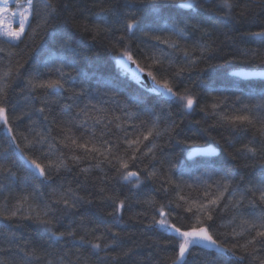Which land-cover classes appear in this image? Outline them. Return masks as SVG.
I'll return each instance as SVG.
<instances>
[{
	"label": "trees",
	"instance_id": "16d2710c",
	"mask_svg": "<svg viewBox=\"0 0 264 264\" xmlns=\"http://www.w3.org/2000/svg\"><path fill=\"white\" fill-rule=\"evenodd\" d=\"M56 2L60 14L58 19L53 21V25L58 30L71 35L75 52L55 47L49 42L50 32L40 29H37L38 36H29L16 48L10 47L4 38L0 37V48L4 49L3 52H0V67L7 66L10 61L13 65L15 64V59L9 57V52H19L21 57L17 58L21 59L22 63L27 61L24 69H22L23 75L13 81V86L9 91L10 114L13 106H15L16 112L26 106L30 109L42 106L41 100L44 98L42 93H34L33 95L37 98L29 103L25 100L27 93L22 95L20 92L29 76L39 72L43 79H55L56 74L48 72L46 65L48 68L54 69L62 62L74 64L75 68L83 75L69 81L65 89L52 90L53 94L48 99L55 101V103H51V116H54L57 122L76 117L81 108L86 104L89 105V118L79 117V119H87V128L80 125L74 126L73 131L76 135H83L88 138L92 129L95 128L97 136H99L100 129L105 123L113 120V117H120V119L110 126L113 134H106L105 136L113 142L116 140L115 134L123 135L115 127L117 123L127 128L130 134L139 129L143 121L149 122L150 126L155 116L160 117L159 127L161 130L168 127L172 121L180 126L176 130L178 135L176 133L171 136L165 135L155 141L159 146L155 150L159 160H150L149 157H146L142 162H137L135 167L130 168L131 171H141V179H143L142 170L146 166L149 170L152 167L159 169L161 161H163V168L172 179L181 183L182 186L192 185L191 189L184 187V193H191L192 196H195L194 189L201 188L205 182L212 184L214 188L215 181L223 176L230 175L232 179L238 182L241 177L247 181L254 180L261 175L260 168L258 166L253 167L254 161L250 156L238 151L242 149L243 145L253 141L254 138L257 142L261 140V137L256 135L255 130L252 128L247 131L233 129L223 122H218V117L210 107L207 112L202 109L205 105L210 106L219 100L220 107L217 111L231 114L234 109L242 107V103L256 104L264 98V80H243L228 73L233 67H264L259 58L249 54L251 49H259L264 52V44L260 43L262 38L246 35L248 32L259 31L261 27H264V0H239L235 11L245 10L249 13L247 20L242 23H230L219 16L213 20L208 11L215 7L212 3L204 5L198 14L192 13L195 19L191 23L200 22L202 29H206L210 35H204L203 31L192 32L186 43L180 41L181 47H186L191 51L192 45L198 42L210 44L212 50L203 54L199 51L193 52L194 58L202 55V59L197 62L195 67L185 70L181 75L175 77L174 90L176 92L182 93L185 88H189L197 96L198 106L187 113L184 112L178 102L159 100L158 97L117 75L113 69L110 53H115L123 44H129L134 58L144 67L145 61L140 48L146 45L148 49H151L152 45L155 44L154 41L142 38L140 32H137L136 36L131 39V43L128 39H124L122 43L118 42L122 35L121 32H115L102 40L94 41L92 39V32L96 26H105L103 16L98 14L101 6L121 8L126 2L136 4L141 9V16L145 23H151V5L161 3L162 0H103V4H98L97 0H56ZM167 2L172 3V0H167ZM3 3L4 0H0V5ZM25 3L26 0H8V10L6 12L0 11V31L17 28L19 13L23 12V8L19 5ZM37 7L40 5L37 4ZM13 13H16L15 17ZM73 14H75V19L72 18ZM166 22L170 23L166 20H157L159 25ZM77 24H87L90 31L78 30L74 26ZM116 26L119 27V25ZM33 27H35V21H33ZM141 39H144L143 44L140 42ZM158 48L162 49L165 54H172L170 58L173 60V64L171 66H168L167 59L164 61V66L169 68V76L171 77L172 73L184 65L183 53L173 52L167 45H159ZM77 53L81 55H77ZM156 55L159 56L160 52L157 51ZM82 56H87L88 59H83ZM57 57L59 59H56ZM65 70L68 71L69 69L66 67ZM73 74L75 75V73ZM154 74L157 75L158 80H161L159 72H154ZM105 82L113 84L114 88L107 87ZM81 87L86 90L87 95L74 101L69 100L68 97L72 95V91L78 92ZM238 97L239 99H237ZM67 104L73 106L68 108L66 107ZM92 105H95V109L91 107ZM47 113L48 110L46 109ZM97 118L101 121L100 124L95 123ZM31 121H34L35 124H32ZM31 121L25 118L23 122L13 124V128L17 132L29 135L30 139L31 135L27 131L29 127H34L36 131L44 134L51 131V135L56 137L53 143L56 144L57 148L62 147L55 125L51 124L50 121H45L38 112L31 114ZM5 140L6 137L0 129V146H6ZM145 143L148 142L145 141ZM205 145L215 146L218 149V154L186 158L187 151L191 147ZM159 148L163 149L162 153ZM45 150H47V145H45ZM12 159H15L14 170L17 171L18 176L27 177L26 183L20 184L18 181L12 187V196L30 193L32 197L30 202L33 205H43L53 198V189H56L57 192L69 186L77 189L79 195L91 198L93 203L83 204L78 210H75V215L61 216L59 222L54 223L53 230L59 233L66 232L69 228H76L80 216L84 215L91 221L88 225L90 228L98 226L99 232L105 233L109 239L111 234L106 230L112 229L121 233L119 246L109 250L110 255L118 257V259L115 261L97 259V256L91 255L92 250L88 246L81 245L78 240L57 242L50 239L49 233L43 227L19 218L12 221L0 218V246L8 247L3 238L5 236L11 238L14 233L16 238L23 237L25 240L31 241L32 245L46 251L49 258L57 260L65 253H78L90 256L91 264H166V258L174 256V249L171 246L166 248L161 243L157 247L154 244L158 240L161 242L168 240L169 236L161 234L158 229L147 227L151 223L152 216L156 213L148 204L143 203L149 197H153L159 202H166L164 193L156 191L160 188L163 178L161 181H147L139 189H136L132 188L131 184L118 181L110 166L102 165L104 171L101 172L100 169L92 167L96 163L95 160H84L79 165H73L70 172L62 169L57 173L52 170L49 180L41 184L39 179L28 176L22 160L9 154V160ZM85 167L91 169L87 179L85 174L80 172V169ZM206 170H214L217 174L209 177ZM105 174L108 177L106 186L112 191L119 192L121 199L124 196L128 197V206L122 219L119 216H109L107 213L112 211L111 204L102 203L97 195V189L100 186L99 180ZM0 182L10 183L2 179ZM130 188L131 191H129ZM4 195L9 194L5 192L0 195V202H3ZM172 195L174 196L175 193ZM14 202L15 200L10 197L9 203ZM170 207L174 213L183 215L190 222H194L195 217L191 214L184 213L182 209H177L175 204ZM137 213H142V215L137 216ZM230 219L231 214L229 212H219L214 217L213 227L219 228L221 224L227 226ZM219 230L224 232L230 229L225 227L219 228ZM220 239L223 241L224 237ZM129 248L132 251L128 255H119ZM98 255L103 258L105 253L101 251ZM9 256H16L14 247L10 254L0 252V259L7 260ZM259 256L264 258V252L259 253ZM71 258L74 260L75 256ZM17 259H19L18 256ZM33 264H37V261L33 260ZM187 264H258V260L245 258L244 261L238 262L231 254L221 253L215 248H195L192 250V254L187 256Z\"/></svg>",
	"mask_w": 264,
	"mask_h": 264
},
{
	"label": "snow or ice",
	"instance_id": "6c2138e0",
	"mask_svg": "<svg viewBox=\"0 0 264 264\" xmlns=\"http://www.w3.org/2000/svg\"><path fill=\"white\" fill-rule=\"evenodd\" d=\"M238 2L239 0H172V3H169L167 0H162L161 3L151 5V23H145L141 16V9L136 4L126 2L121 8L101 6L98 14L103 16L105 26L97 25L92 32V39L94 41L102 40L115 32H121L122 35L118 42L122 43L124 39H128L131 43V39L136 36L137 32H140L142 38L154 41L155 44L151 49H148L146 45L140 48L145 61L144 67H141L134 59L129 44H123L116 50L114 62L126 78L138 80L141 84L144 83L145 68L151 69L146 72V76L152 81L149 91L174 100L179 103L184 112H191L194 107L198 106L197 96L189 88H185L182 93L174 91L175 77L181 75L185 70L195 67L197 62L202 59V55L194 58L193 52L199 51L203 54L212 49L210 44L197 42L192 45V49L189 51L186 47H181L180 41L186 43L190 39L191 33L195 31H203L204 35H210L206 29H202L200 22L191 23L195 19L192 13L198 14L208 3L215 5L214 8L208 10L213 20L219 16L230 23L245 22L249 13L245 10L236 12ZM7 3L8 0H4L3 5H0V11L8 10ZM97 3L103 4V0H97ZM37 4L40 7H37ZM19 7L23 8V12L19 13L17 28L0 31V37H3L10 47H19V44L29 36H38L37 29H40L50 32L49 42L55 47L65 51H76L71 35L58 30L53 25V21L58 19L60 14L56 0H26V3ZM15 15L16 13H13L14 17ZM72 18L75 19V14ZM157 20H166L170 23L159 25ZM33 21H35V27H33ZM74 26L83 32L90 31L87 24ZM246 35L260 37L262 38L260 43L264 44V27H261L259 31L248 32ZM140 42L143 44L144 39H141ZM159 45H167L173 52L183 53L185 63L178 71L172 73L171 77L169 68L164 66V61L167 59L168 66H171L173 64V60L170 58L172 54H165L162 49L158 48ZM3 51L4 49L0 48V52ZM157 51L160 52L159 56L156 55ZM249 54L259 58L264 64V52L259 49H251ZM8 55L15 59V64L13 65L10 61L7 66L0 67V129L6 137V146H0V179L10 183L0 182V195L5 192L9 194L4 195L3 202H0V218L8 221L17 218L29 220L37 226L43 227L49 233L50 239L57 242L78 240L81 245L88 246L92 250L91 255L97 256V259L117 260L118 257L111 256L109 250L119 246L121 235L119 231L106 230L111 234L109 239L105 233L99 232L98 226L90 228L88 225L91 221L84 215L80 216L76 228H69L66 232L59 233L53 230L54 223L59 222L61 216L75 215V210H78L83 204L93 203L91 198L79 195L77 189H73L71 186L66 189L62 188L59 192L53 189V198L43 205H33L30 202L32 199L30 193L12 196V187L18 181L20 184L26 183L27 177L18 176L17 171L14 170L15 159L9 160V154L22 160L26 165L25 170L28 176L39 179L41 184L49 180L52 170L57 173L62 169L70 172L73 165H79L84 160H95L96 163L92 167L103 172L102 165L110 166L115 172V178L118 181L131 184L132 188L139 189L147 181H161L163 178L160 188L156 191L164 193L166 202H159L155 198L149 197L143 203L148 204L156 213L152 216L151 223L147 227L158 229L161 234L169 236L168 240L163 242L158 240L154 244L159 247L163 243L166 248L171 246L174 249V256L167 257L166 264H187V256L192 254V250L195 248H215L221 253L231 254L238 262L244 261L245 258H251L258 260V264H264V258L259 256V253L264 252V98L256 104L242 103V107L234 109L231 114L217 111L220 107L219 100L210 106L205 105L202 109L207 112L210 107L218 117V122H223L233 129L247 131L252 128L255 130L261 140L257 142L254 138L238 151L250 156L254 161L253 167L258 166L261 175L254 180L247 181L241 177L238 182L230 175L223 176L215 181L214 188L212 184L205 182L201 188L194 189L196 195L192 196L191 193H184V187L191 189L192 185L182 186L181 183L172 179L163 168V161H161L159 169L152 167L149 170L146 166L142 170L143 179H141V171L130 170L131 167L137 165V162H142L146 157H149L150 160H159L157 151H155L159 146L155 141L165 135L171 136L173 133L178 135L176 130L180 126L175 121L161 130L159 127L160 117L154 114L155 119L151 121L150 126L149 122L143 121L140 128L131 134L127 128L117 123L115 127L123 135L115 134L116 140L113 142L105 138L106 134H113L110 126L120 119V117H113V120L105 123L100 129L99 136H97L95 128L92 129L88 138L76 135L73 131L74 126L80 125L87 128V119H79V117L89 118V105L86 104L81 108L76 117L67 120L57 122L56 118L51 116V103H55V101H49L48 97L53 94L52 90L65 89L69 81L83 75L75 68L74 64L63 62L54 69L45 66L48 72L56 74L55 79H43L37 72L35 75L29 76L24 87L20 89L22 95L27 93L25 100L29 103L37 98L33 95L34 93H42L44 98L41 100V107L30 109L26 106L16 112L15 106H13L10 114L9 91L13 86V81L23 75L22 69L27 61L22 63L21 59L17 58L21 57L19 52H9ZM77 55L81 54L77 53ZM82 58L88 59L87 56H82ZM131 65H135V70H131ZM66 67L69 69L68 71L65 70ZM154 72L161 74V80L157 79ZM105 83L107 87L114 88L113 84ZM86 95V90L81 87L78 92L73 90L68 99L74 101ZM72 106V104L66 105L68 108ZM91 107L95 109V105ZM46 109L48 110L47 114ZM33 112L40 113L45 121H50L55 125L62 147L57 148L53 143L56 137L51 135V131L44 134L36 131L34 127H29L27 131L31 135L30 139L29 135L14 130L13 124L23 122L25 118L31 121ZM31 123L35 124L34 121ZM95 123L100 124L101 121L97 118ZM133 127L135 128V125ZM257 144L259 146H255ZM45 145H47V150H45ZM159 151L162 153L163 149L159 148ZM80 172L85 174L87 179L91 169L81 168ZM206 174L211 177L217 173L214 170H206ZM107 180V174L100 178L97 195L102 203L111 204L112 211L107 213L109 216H119L122 219L128 206V197L124 196L121 199L119 192L112 191L106 186ZM24 191L26 192V190ZM173 193H175L174 196ZM10 197L15 200L14 203H9ZM173 204L177 209H182L184 213L195 217L194 222H190L183 215L174 213L170 207ZM224 211L231 214V219L227 226L221 224L219 228L227 227L230 230L221 232L219 228L213 227L212 222L219 212ZM136 215L140 216L142 213ZM221 237H224L223 241H221ZM3 239L8 247L0 246V252L10 254L14 247L16 256H9L7 260L0 259V264H33V260H36L37 264H91L90 256L78 253H65L58 260L51 259L46 251L32 245L31 241L25 240L23 237L16 238L14 233L11 238L5 236ZM101 251L105 253L103 258L98 255ZM131 251L132 249L129 248L119 255L126 256ZM72 256H75L74 260L71 258Z\"/></svg>",
	"mask_w": 264,
	"mask_h": 264
},
{
	"label": "water",
	"instance_id": "95a60500",
	"mask_svg": "<svg viewBox=\"0 0 264 264\" xmlns=\"http://www.w3.org/2000/svg\"><path fill=\"white\" fill-rule=\"evenodd\" d=\"M115 53H116V51H115ZM115 53L111 52L110 57L112 60L113 69H114V71H116L115 73H117V75H119L120 77L128 80L129 82L137 85L142 90L158 97L159 100L162 99L165 101L176 102L174 100H171L169 98H166L164 96H161V95H158L154 92L149 91V87L152 86V81L150 78H148L146 76V72L149 71L146 68H145V75L143 76V80H144L143 84H141L140 81H138V80H131L129 78H126L124 73L120 71L118 65H116V63L114 62ZM140 66L143 67L141 64H140ZM130 68H131V70H135V65H131ZM228 73L231 76H234V77H237V78H240L243 80H247V79H262V80H264V67L263 68H244L243 66L242 67H233L228 71ZM217 150L218 149L213 145L194 146V147H191L187 151L186 158L191 159V158L196 157V156H214V155L218 154Z\"/></svg>",
	"mask_w": 264,
	"mask_h": 264
}]
</instances>
